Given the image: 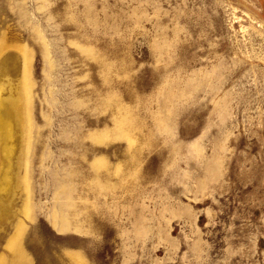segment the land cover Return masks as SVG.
Returning <instances> with one entry per match:
<instances>
[{"label": "rangeland", "instance_id": "obj_1", "mask_svg": "<svg viewBox=\"0 0 264 264\" xmlns=\"http://www.w3.org/2000/svg\"><path fill=\"white\" fill-rule=\"evenodd\" d=\"M0 264H264V0H0Z\"/></svg>", "mask_w": 264, "mask_h": 264}]
</instances>
